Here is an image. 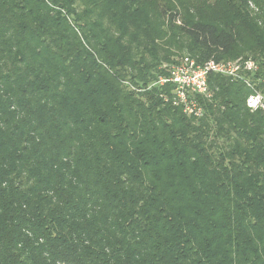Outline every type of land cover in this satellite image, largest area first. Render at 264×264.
I'll use <instances>...</instances> for the list:
<instances>
[{"label":"trees","instance_id":"trees-1","mask_svg":"<svg viewBox=\"0 0 264 264\" xmlns=\"http://www.w3.org/2000/svg\"><path fill=\"white\" fill-rule=\"evenodd\" d=\"M149 8L0 0V264H264V110L218 75L200 118L150 87L174 53ZM183 21L201 63L264 52Z\"/></svg>","mask_w":264,"mask_h":264},{"label":"rangeland","instance_id":"rangeland-1","mask_svg":"<svg viewBox=\"0 0 264 264\" xmlns=\"http://www.w3.org/2000/svg\"><path fill=\"white\" fill-rule=\"evenodd\" d=\"M142 2L150 7L153 15L152 23L157 28H163L162 45L167 51L170 48L174 53L173 62L163 61L159 65V69L165 74L166 68L180 63L183 57L190 56V53L181 47L182 44L186 46L187 38L181 39L183 37L179 28H173L180 26L183 20L215 21L220 28L228 30L236 28L248 42L250 39H256L264 43V0H142ZM162 9H165L168 15H159ZM160 40L159 44L162 43ZM172 41H175L176 45L170 46ZM244 46L242 43L239 45L240 48ZM161 54L163 56L164 53ZM248 57L264 62V52L259 50L256 52L245 50L236 59Z\"/></svg>","mask_w":264,"mask_h":264},{"label":"built area","instance_id":"built-area-1","mask_svg":"<svg viewBox=\"0 0 264 264\" xmlns=\"http://www.w3.org/2000/svg\"><path fill=\"white\" fill-rule=\"evenodd\" d=\"M182 61L166 68V74L158 75L150 87L171 88L173 104L182 106L183 111L191 117L200 118L203 109L195 99L197 95L210 96L209 78L218 75L234 82L244 83L252 90L247 98V106L251 110H264V94L256 90L259 63L254 58H237L232 60H209L204 63L185 56ZM149 87V88H150Z\"/></svg>","mask_w":264,"mask_h":264}]
</instances>
